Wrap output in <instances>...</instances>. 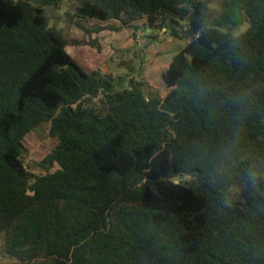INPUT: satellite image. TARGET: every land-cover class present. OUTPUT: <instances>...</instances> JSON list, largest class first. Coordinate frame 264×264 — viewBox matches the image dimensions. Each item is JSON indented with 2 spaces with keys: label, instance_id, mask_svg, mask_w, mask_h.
<instances>
[{
  "label": "trees",
  "instance_id": "16d2710c",
  "mask_svg": "<svg viewBox=\"0 0 264 264\" xmlns=\"http://www.w3.org/2000/svg\"><path fill=\"white\" fill-rule=\"evenodd\" d=\"M189 43L166 93L115 85L44 9L0 0V237L20 264H264V0H75ZM213 4V7L211 5ZM48 125L53 173L23 139Z\"/></svg>",
  "mask_w": 264,
  "mask_h": 264
},
{
  "label": "rangeland",
  "instance_id": "374dc122",
  "mask_svg": "<svg viewBox=\"0 0 264 264\" xmlns=\"http://www.w3.org/2000/svg\"><path fill=\"white\" fill-rule=\"evenodd\" d=\"M76 6L75 0H61L58 7L45 8L44 15L48 26L61 32L67 43L66 51L82 69L108 75L121 88L135 80L144 84L145 90L165 95L162 78L165 66L189 40H174L165 29L146 28L143 22L115 30L119 27L116 21L79 19ZM23 146V161L31 174L43 176L58 169L56 163H44L53 149L48 125L28 133ZM0 264H20L7 252L3 237H0Z\"/></svg>",
  "mask_w": 264,
  "mask_h": 264
}]
</instances>
